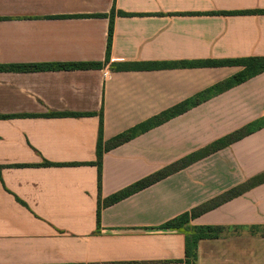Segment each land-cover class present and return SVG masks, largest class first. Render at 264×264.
<instances>
[{
  "label": "crops",
  "instance_id": "crops-1",
  "mask_svg": "<svg viewBox=\"0 0 264 264\" xmlns=\"http://www.w3.org/2000/svg\"><path fill=\"white\" fill-rule=\"evenodd\" d=\"M251 58L264 0H0V66L102 64L0 72V264H185V230L164 225L264 174V128L104 203L264 118V72L105 153L99 189L101 114L107 143L243 71L200 64ZM190 225L238 228L201 240L198 264H264L248 230L264 183Z\"/></svg>",
  "mask_w": 264,
  "mask_h": 264
},
{
  "label": "trees",
  "instance_id": "trees-1",
  "mask_svg": "<svg viewBox=\"0 0 264 264\" xmlns=\"http://www.w3.org/2000/svg\"><path fill=\"white\" fill-rule=\"evenodd\" d=\"M114 11H112L111 15V25L109 30V40L107 47V60L110 58V51L112 45V38L114 32ZM201 66L207 67H224V66H240L243 67V71L226 82L215 85L210 89L206 90L203 93H200L197 97L192 100L186 101L183 104L174 107L159 116L145 122L138 127L124 132L116 137H114L111 141L105 143L103 138V117L101 114V124L99 130V139L97 146V163L96 165L99 168V189H101V177H102V161L104 154L131 141L137 136L148 132L149 130L164 124L168 120L179 116L186 111L194 108L206 100L210 99L212 96H216L221 94L229 89H232L238 85H241L248 80L256 77L257 75L264 72V59H243L237 61H210L200 64ZM102 64L92 63H68V64H36V65H17V66H0V72L2 71H10V72H45V71H61V70H87L94 68H101ZM77 116V115H74ZM5 118V117H0ZM264 128V118L247 125L217 141L212 143L211 145L205 147L204 149L187 156L186 158L166 167L165 169L155 173L154 175L132 185L131 187L109 197L104 205L109 206L115 203L120 202L121 200L131 196L132 194L139 192L154 183L161 181L169 176L187 168L188 166L210 156L213 155L232 144L242 140L243 138L253 134L254 132ZM43 166H52V164L45 162L42 164ZM264 183V174L247 181L246 183L239 185L238 187L231 189L230 191L224 193L223 195L205 203L204 205L198 207L197 209L192 210L190 213H186L181 215L180 217L170 221L166 225H164L165 229H184L186 232V248H185V264H198V244L201 240L204 239H218L223 237L228 231H237L238 228H225V227H192L190 222L192 219L201 216L202 214L209 212L220 205L243 195L248 192L255 186ZM101 200V199H100ZM101 218V209L98 211V222ZM250 233L254 235H260L264 237V226H255L249 227L248 229Z\"/></svg>",
  "mask_w": 264,
  "mask_h": 264
}]
</instances>
